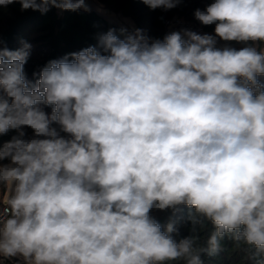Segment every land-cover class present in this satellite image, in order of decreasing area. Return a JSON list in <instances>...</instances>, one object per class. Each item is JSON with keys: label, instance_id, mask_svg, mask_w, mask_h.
I'll use <instances>...</instances> for the list:
<instances>
[{"label": "clouds", "instance_id": "1", "mask_svg": "<svg viewBox=\"0 0 264 264\" xmlns=\"http://www.w3.org/2000/svg\"><path fill=\"white\" fill-rule=\"evenodd\" d=\"M16 2L89 10L85 0L0 6ZM142 2L169 10L181 0ZM194 16L215 35L110 29L97 46L48 61L35 83L24 73L31 45L0 48V135L18 130L0 146V257L204 264L225 237L264 254V51L215 46L264 42V0H213ZM182 206L191 235L177 241L178 221L162 227L151 213Z\"/></svg>", "mask_w": 264, "mask_h": 264}, {"label": "trees", "instance_id": "2", "mask_svg": "<svg viewBox=\"0 0 264 264\" xmlns=\"http://www.w3.org/2000/svg\"><path fill=\"white\" fill-rule=\"evenodd\" d=\"M99 3L121 13L124 17L130 18L137 29L150 39H163L167 35L166 20L173 17H181L201 25L205 31L215 34V24L203 25L194 16L196 9L204 10L213 0H181L172 9L163 8L150 9L142 0H97ZM85 11L80 8L76 11H59L56 7H49L45 13L32 9L21 10L20 3H12L7 7L0 6V48L9 50L21 49L24 43L30 44V55L24 66L26 79L35 83L39 79L40 70L50 60H58L72 52H79L89 46H97L101 34L115 29L120 35V29H127L125 26L114 23L107 19L102 13L94 8L87 7ZM128 32H131L127 29ZM219 38V37H218ZM220 39V38H219ZM221 40V39H220ZM230 47L237 50L246 46H255L253 42L247 43L236 41H223ZM264 42L256 43L261 46ZM264 83V76L258 78ZM44 111L51 114L52 106H44ZM60 135L67 137L68 134L60 131L58 124H53ZM26 139L34 137V132L29 127H23ZM18 135V130L10 129L6 134L0 135V146ZM42 138V137H41ZM8 160L3 163H8ZM189 209L182 206L175 214L171 209H153L151 215L165 226L170 220L178 221V232L173 233L174 238L179 241L181 238L191 235L190 225L186 222ZM212 231V225L200 232L201 245ZM204 264H259L264 260V254L256 253L246 245L237 247L234 242L225 237L221 241V251L214 256L202 255ZM169 264H183L182 261L169 262Z\"/></svg>", "mask_w": 264, "mask_h": 264}, {"label": "rangeland", "instance_id": "3", "mask_svg": "<svg viewBox=\"0 0 264 264\" xmlns=\"http://www.w3.org/2000/svg\"><path fill=\"white\" fill-rule=\"evenodd\" d=\"M85 3L87 5V7L94 8L98 12L102 13L110 21L125 26L131 32H133L135 29H137L136 25L134 24V22L130 18L124 17L121 13H119V12L113 10L112 8H109V7L99 3L97 0H85ZM183 30H173V31H169V33L174 32V31L175 32H180L182 37L184 39H187V37L184 36V34H183ZM215 46L217 48H219V47H222V48L230 47L226 43H221L219 46L218 45H215ZM255 47L259 51H264V43L261 46H258L257 44H255ZM4 196H6V193L0 192V202H2V199H3ZM0 261H2V264H22V261H21V259L19 257H14V258H11V259H4L3 257H0Z\"/></svg>", "mask_w": 264, "mask_h": 264}, {"label": "built area", "instance_id": "4", "mask_svg": "<svg viewBox=\"0 0 264 264\" xmlns=\"http://www.w3.org/2000/svg\"><path fill=\"white\" fill-rule=\"evenodd\" d=\"M58 10L61 12L63 10L59 9ZM166 25H167V34L169 33V31H173V30H190V31H194L198 34H209V35H215L211 32L205 31L204 28L199 25L196 24L192 21H187L181 17H173L171 19H167L166 20ZM186 40V39H185ZM216 45H220L221 43H223L218 37H216ZM222 49V47H219Z\"/></svg>", "mask_w": 264, "mask_h": 264}, {"label": "water", "instance_id": "5", "mask_svg": "<svg viewBox=\"0 0 264 264\" xmlns=\"http://www.w3.org/2000/svg\"><path fill=\"white\" fill-rule=\"evenodd\" d=\"M43 138V137H42Z\"/></svg>", "mask_w": 264, "mask_h": 264}]
</instances>
